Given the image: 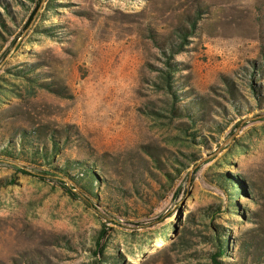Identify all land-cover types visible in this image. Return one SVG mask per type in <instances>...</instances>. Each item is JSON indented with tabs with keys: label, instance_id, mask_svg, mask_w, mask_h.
Returning <instances> with one entry per match:
<instances>
[{
	"label": "rangeland",
	"instance_id": "1",
	"mask_svg": "<svg viewBox=\"0 0 264 264\" xmlns=\"http://www.w3.org/2000/svg\"><path fill=\"white\" fill-rule=\"evenodd\" d=\"M33 130L70 137L53 161L94 163L101 203L0 162V264H95L97 241L103 264H211V224L264 264V0H0V150Z\"/></svg>",
	"mask_w": 264,
	"mask_h": 264
},
{
	"label": "trees",
	"instance_id": "2",
	"mask_svg": "<svg viewBox=\"0 0 264 264\" xmlns=\"http://www.w3.org/2000/svg\"><path fill=\"white\" fill-rule=\"evenodd\" d=\"M36 5L31 12V15L28 18L27 23L30 22L31 18L36 11ZM168 69L164 70L163 80L168 92L173 95L174 100L176 99V91L174 89L175 79L174 75L178 68L175 66V63H170L166 61ZM15 74L25 75L24 70L15 71ZM32 78V77H31ZM33 79V78H32ZM191 114L189 113L188 117ZM192 118V116H191ZM43 134L38 131H21L18 141H15L16 145L19 146L18 152L13 148L11 142H7L5 147L0 150V162L6 161L10 166H13L16 171L27 174L30 171L26 165H22V167L14 166L11 164V161H22L27 160V163H30V166L33 167H42L44 166V171H33L40 175L49 176L55 180H57L62 188L68 193L70 196L81 200L84 204H88L95 210V206L92 202L97 203L95 201L98 200V194L95 191L100 185L104 184L102 180H100L96 168L94 167V163H89L88 159H84L82 153H78L80 157L74 159H65L61 165H57L55 161H53L55 155H58L62 150L63 146L67 144L69 141V136H65L64 138H60L56 136L55 133L48 135L45 137V140H42ZM47 138V139H46ZM36 141H43L41 145H36ZM50 142V147L46 141ZM8 161V162H7ZM206 181L210 184H213L217 187L220 192L226 197V203L223 208H218L216 212L226 211L229 213L240 212L242 209L239 205L237 198L245 196L249 194L250 191L248 187H246L242 179L238 178V176H225L224 174H218L217 177L213 175L205 176ZM66 178L68 181H63L62 179ZM0 181V185H1ZM105 186V185H104ZM108 201H106L107 203ZM101 203V201H100ZM99 203V204H100ZM103 207V213L108 214L110 217V221L114 223H118L121 221V218L124 216L117 211V209L112 208L108 205V208ZM216 212L214 214H216ZM104 214V215H105ZM209 213H206L205 216H209ZM213 214V215H214ZM120 220V221H119ZM212 235H210L209 240L213 243L214 251L209 253V258L211 260V264H254L247 263L246 257L242 261H235L234 256H230L232 254V250H236L237 248V240L231 238L229 234L226 233L225 230H222L220 226L211 224ZM104 245L99 241L96 242V250L93 251L94 255H98L100 257L95 264H103V261L106 262L104 256ZM229 258H232L229 260ZM112 259L117 260L118 256H113ZM261 260V259H257ZM117 262V261H115ZM257 262V261H256ZM116 264V263H113Z\"/></svg>",
	"mask_w": 264,
	"mask_h": 264
}]
</instances>
